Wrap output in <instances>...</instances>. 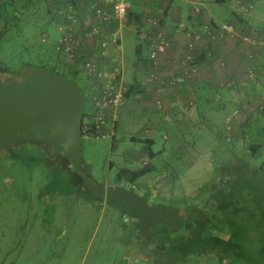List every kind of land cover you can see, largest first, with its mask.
<instances>
[{"label": "rangeland", "instance_id": "1", "mask_svg": "<svg viewBox=\"0 0 264 264\" xmlns=\"http://www.w3.org/2000/svg\"><path fill=\"white\" fill-rule=\"evenodd\" d=\"M0 2L2 3L0 10L4 9L0 11V34L5 26L8 31H13L6 34L3 40L7 44L5 42L2 44V51L0 48V59H12L13 65H19L21 62L45 65L54 70L56 68L60 72L62 68L71 67L70 65L74 63L77 72L79 68L82 69L85 60L92 58L81 55L75 50L74 60H69L64 55L63 57L56 54L52 44L58 28H76L77 23H80L79 20L83 22V18L89 23L92 11L88 8L87 17L82 10L78 11L77 5L80 0H5V2L0 0ZM87 5H89L88 2L85 4L86 8ZM222 11L224 12L222 20L226 22L230 19V10L223 8ZM220 16L223 17L222 12ZM96 23L94 29L101 32L105 26L97 21ZM25 26L28 28H24ZM80 31L84 38L91 37L85 36L86 30L83 28ZM43 35H49L46 37L47 44L41 42ZM12 38L14 40L10 41ZM259 47L264 49V43ZM22 48L25 50V57H17L18 53L21 54ZM121 50L124 60L123 69L125 66V74L128 73L125 75L126 79L131 70V60L135 57V47L125 35L122 36ZM149 52V49H144L143 57L148 58ZM248 54H252L254 59L257 55L261 60L257 62V65L253 61L248 63ZM248 54L242 69L245 76L243 81L246 84L249 81L248 68H253L256 75L264 72V53L252 50ZM52 62L57 64L53 66ZM223 66L225 67L224 62ZM223 66L221 65V68ZM64 78L71 81L66 76ZM0 80L3 81L1 75ZM223 80L226 79L223 78ZM76 85L80 87L78 81ZM241 91H245V87L240 91L227 90L224 97L229 96L231 101L228 103H235V106L233 105L235 108L251 105L250 111L259 115L258 106L264 102H249L245 99V92ZM125 92L123 91L124 95H126ZM133 94L128 99L124 98L122 109L110 122L105 139L83 138L82 141L81 158L86 164L85 169L90 179H86L88 182L80 180L85 188L82 191L94 193L97 190V193L104 197L102 203L91 202L80 196L74 181H70L72 178L65 173L67 169L65 167L71 169L68 160L61 158L53 146L27 142L14 143L0 150V264H264V246H256L253 241L244 242L242 246L236 235L237 231L234 232L235 236H231L230 245L228 243L220 245L229 239V235L226 229L227 223L222 221L224 218L220 210L218 213V209L209 212L207 217L210 220V228H207L208 235L211 231L218 233L216 238L219 245L214 251H210L207 245V251L202 249L200 253H197V249H194L192 254L183 252L180 255L173 253L172 250L169 252L167 248L163 250H167L166 252H159L153 245L142 247L135 240L131 230L125 227L120 218L119 211L116 210L124 209L129 200L133 202L144 199L152 204L176 206L185 211L197 207L201 212L208 207L209 184L215 180L211 162L213 147L210 144L213 146L217 144L213 141L216 131L211 128L216 123L224 124L232 114L237 113V110L231 108L232 104L225 106L224 110L219 109L220 112L217 111L221 114L219 120H214L213 124L211 122L208 128L199 117V111L194 105L186 112L179 109L181 113L179 120L174 127H170L168 132L177 134L172 135L175 139H181L182 136L188 135L187 133L195 138H192L190 144L179 139V142L171 144L172 148L169 151L164 150L165 152L162 153V149H158L159 153L155 154L158 157L153 158L147 151V147L143 146L144 142L149 141L144 138L152 135V131H149L150 122L152 126L157 123L158 118L161 124L166 122L164 108L162 105L157 108L159 104L155 103L153 106L154 102H148V109L142 110V100L139 98L131 100ZM130 100L132 102L129 105ZM155 100L159 101L158 98ZM84 103L87 109V100ZM207 111L210 110L207 109ZM232 126L236 135H239L236 144L237 152L239 154L242 152L244 144L254 145L257 156L249 157L246 164L249 163L250 168L257 166L261 169L262 167L251 175V177L257 175L256 179H258L255 181V188L258 190L249 197L254 199V201L251 200L253 206L251 211H253L256 202L260 203L264 200V142L252 144V141H248L246 143L249 133L258 135L260 130L256 131L252 123L245 120V115L240 110L238 120ZM155 141L156 148L161 143L159 134L156 135ZM40 149L47 154L51 165L25 167L14 157L27 160L32 158L41 165L46 159ZM230 159L233 160V155H230ZM234 163L238 164L237 160ZM238 165L234 167L236 170L230 172V175H238L237 171L241 167ZM246 173L243 175L247 179L252 172L246 170ZM224 175L230 178L229 174L222 176ZM117 184L122 188L115 192L122 194L123 198L117 196L114 201L113 196L109 197V192H114L113 187ZM258 192L262 194L256 195ZM132 193L135 195L131 196ZM237 193L240 192L237 191ZM239 248H241V254L246 255L245 258H234L233 253Z\"/></svg>", "mask_w": 264, "mask_h": 264}, {"label": "crops", "instance_id": "2", "mask_svg": "<svg viewBox=\"0 0 264 264\" xmlns=\"http://www.w3.org/2000/svg\"><path fill=\"white\" fill-rule=\"evenodd\" d=\"M87 2L89 5L86 8L85 4ZM1 6L2 3L0 2ZM250 6L252 10L248 12L247 7ZM88 8L91 11L93 9L90 0H80V3L77 5V10H82L86 17L89 14ZM223 8L224 10H230V19L226 22L222 20L224 19ZM0 11H4V9ZM221 12L223 17L220 16ZM128 18L123 21L122 25L118 23L104 25V29L97 36L84 38L80 30L83 28L88 32L94 29L97 24L92 14L89 23L84 18L83 22L79 20L80 23H77V29L72 27L65 29L58 28L52 44L56 54L64 55L71 60L65 53L56 50V45L58 39L61 38L62 32L70 29L74 33L77 41L73 50L74 57L72 61L76 56L75 50L81 53V55L92 57L89 60H85L83 65L87 61H93L97 64L111 63V57L109 56L112 55L110 54L119 55V63L122 69L120 83L122 90L124 92L127 90L125 92L127 93L130 87L133 86L134 89L131 90L130 97L134 93V98L132 97L131 100L141 99L142 110H147L150 102H154L153 106L156 103L159 104L158 107L162 105L164 108L163 112L165 117H163L166 120L165 124H160L158 121L160 118L157 117V123L152 126L150 122L149 125L151 127L149 131H152V135L149 138H144V140L148 139L152 143L151 148L147 147V151L152 154L153 158H157L158 155L155 154L159 153V146L154 147L156 135L161 134L160 136L164 138L169 134L168 130H170V127L175 126L170 124L174 117V112L177 113L179 109L186 111L185 108L188 109L192 101L195 102H193L194 107L199 111V107L205 102V94L216 90L218 93L221 90L217 87H221L226 81L234 79L242 83L243 86L240 87H245V91L241 92H245V99L249 102H264V72H261L259 75L255 74L257 78L254 81L249 80L247 77L249 80L248 84L243 81L245 80V76L242 73L248 53L252 50L257 53H264V49L259 47L264 43V0H132ZM21 21L24 23L23 20ZM224 23H233L236 27V34L225 36L222 42L212 43L210 40V32H213V28L216 29ZM24 28L27 29L28 27L25 26ZM114 30H117L118 33V45L116 47H110L108 50L104 49L101 46V41ZM189 31L200 32V38L198 40H189L186 36V33ZM10 32L12 33L13 31H8L7 26H5L3 32L0 34V47L5 42L3 40L6 34L8 35ZM123 35L135 47V57L131 60V70L126 79L125 75L128 73L125 74V66L123 69L124 60L121 50ZM159 35L165 37L169 41L170 46L164 53H156L155 58L151 59L150 56L155 51L154 46ZM242 35H248L251 42L244 41L241 38ZM48 36L43 35L42 37ZM13 40L12 38L10 41ZM5 43L7 44V42ZM43 44L47 43L45 42ZM189 44H191V49L188 48ZM144 49L150 50L148 58L143 57ZM208 52L212 53L207 54ZM208 55L212 57L209 60L207 59ZM21 56L25 57V50L23 48L21 54L18 53V57ZM0 60L4 61L2 59ZM259 60H261L260 57L256 55L254 64L257 65ZM223 62L225 67L223 66ZM248 63L253 62L248 61ZM54 64H57V62H52L53 66ZM221 65L223 66L222 68ZM70 66L62 68L61 72L56 68L55 71L66 76L75 85L76 81L80 83V91L83 95H88L86 96L88 107L84 110L86 112L89 109L90 97L92 94L94 95L95 90L98 88V82L95 77L89 76L86 73L83 66L77 72L75 71L77 68L74 63ZM191 67H195L197 71L196 75L191 74L176 87L169 85V81L174 78L175 74L183 75L185 71L191 70ZM223 78L226 80H223ZM235 91H240V89ZM224 94L222 96L224 104L221 106V109L232 104L228 103L231 101L228 98L229 96L224 97ZM217 96L219 95L217 94ZM155 98H158L159 101H156ZM131 100L128 104L132 102ZM234 104L231 105V108H235ZM246 107V105H243V107L238 108L245 115V120L248 123H252L256 131L259 128L262 129V136H264V128L260 127L264 123V117L251 112V105L247 107L248 109ZM238 108H235L237 110L235 121L238 120ZM212 117L214 118L213 122L220 118L218 114L212 115ZM232 124H235V122L233 121ZM164 129L166 130V134L162 136L161 131ZM144 131L145 129H143V133H145ZM134 172L137 173L135 170ZM135 258L138 260L137 257Z\"/></svg>", "mask_w": 264, "mask_h": 264}, {"label": "trees", "instance_id": "3", "mask_svg": "<svg viewBox=\"0 0 264 264\" xmlns=\"http://www.w3.org/2000/svg\"><path fill=\"white\" fill-rule=\"evenodd\" d=\"M247 10L251 11L252 7L251 9L248 7ZM205 30L209 31L208 29ZM214 31L215 29L213 28V32ZM225 36H229V35H225ZM224 38L221 39L218 38L212 40L210 36V40L212 43L222 42ZM190 45L191 44L188 45V48H190ZM211 53L212 52H208L207 54H211ZM210 56L211 55L207 56L208 60L212 58ZM247 59H248V55H247ZM12 61H13L12 59L4 60V61L0 60V75L3 78L2 82L4 84H10V83L19 84L29 75V73L32 70L38 67H42L46 69L48 68L52 71H55L53 68L46 67L45 65H33L23 62H21V64L19 65H13ZM253 62L255 63V60H253ZM196 72L197 71L195 67L194 68L191 67V70L184 72L185 77L188 78L191 74L196 75ZM181 76L182 75H178L177 73L174 75V78ZM231 81H236V80L231 79L223 83L221 87H217L218 89L221 90L218 91V93L217 90L212 91L211 93H206L204 97L205 102L203 103V105L200 104L201 106L199 107V117L202 119L203 123H205V125L208 128H210L211 122L213 124L214 118L209 117L207 114L214 116L215 113L218 114L217 111L219 109L221 110V106H223L224 104L222 99L223 93H225L227 90L230 91L234 90L233 88L228 86V83ZM68 82L73 83L72 81H68ZM236 82L242 84L238 81ZM173 86L176 87L177 84ZM241 88L244 87H239L238 89ZM132 89H134L133 86H131L130 90L126 93L125 99L129 98ZM217 94L219 96H217ZM85 100H87V98L86 95L84 94V101ZM193 102L194 101H192L191 104L189 105L190 107L194 105L195 102L194 103ZM157 108L160 107L157 106ZM207 109L210 110L208 111V113H207ZM224 109L225 107L224 108L222 107V110ZM185 110L187 111L188 109L185 108ZM183 111L184 110H182V112ZM258 112L259 115L264 117V104L258 106ZM86 113H84V118H86ZM180 115L181 113H179V111L177 113L174 112V117L172 118L170 124L171 125L176 124L179 120L178 118ZM236 115L237 113L232 114L227 122H225L224 124L222 122H220L219 124L216 123L212 125L213 127L211 128V130L216 131L215 140L213 141L217 142V144L214 146L210 144L213 147V155L211 157V162L213 165L212 172L215 180L209 184V188H210V191L208 192L209 204L207 205L208 206L207 208L206 206L204 207L206 209H202L203 211L200 212L199 208L194 207V208H189L185 211L176 206H170V205L158 204V203L152 204L144 199L135 200L133 202L129 200L127 206L125 207L127 209L125 208L116 209L119 211L120 218L124 222L125 227L131 230L132 236L135 238L137 242H139L142 245V247L153 245L157 248L159 252H166L167 250L166 251L163 250L167 248L169 249L168 250L169 252L170 250H172L173 253H177L180 255L183 252L192 254L194 253V249H197L198 251L197 253H200L202 249H204V251H207V245L210 247V251H214L215 247L219 245L218 240L216 238L217 237L216 235L218 233L215 231H211L210 233L211 235L210 234L208 235L207 228H210V220L207 219V217H209L208 216L209 212L217 211V209H218V213L219 210L222 212L221 216H223L224 218L222 219V221L224 220V222L227 223L226 229H227V234L229 235V239L224 241L225 244L223 243L220 245H226L227 243L228 245H230L232 239L231 236H235L234 232L237 231L236 235L239 238L242 246H244V242L247 243L249 241L255 242L254 244L256 246L258 245L264 246V200L262 201L261 198L260 203L256 202V206H254V210L251 211V208L253 207L251 200L254 201V199L252 197L249 199V197L251 195H254V192L258 190V188H255V181L258 180L256 179L257 175L254 177H251V175L256 173V170L260 168H258L257 166H253L252 168H250L248 167L249 163L246 164V161L248 160L249 157L257 156V154H255V147H253L254 145L253 146L249 145L248 141L249 142L252 141V144H255L256 142H264L263 139L264 136H262V133L260 134V132L262 131V129L260 128H259L260 131L259 130L257 131H259L258 135H260L261 137L256 135L255 133L252 132L249 133V136L251 138L249 136L246 138V143L248 144L243 145L241 150L242 152L239 154L236 148L237 147L236 144L238 141L237 139L239 135H236V131L233 130V126H232L233 125L232 122L233 121L235 122L234 119ZM110 122L111 121H109L108 124ZM260 127H262V125ZM165 131L166 130L164 129L163 131H161V133L166 134ZM172 135L175 136L177 134H175L174 132H172L171 134L170 132L164 138L160 136L162 140L159 145V149H162V153L165 151H169V149L172 148L171 147L172 143L179 142L180 140H182L185 141L187 144H190L189 142H191L192 138H195L193 135L188 134L182 136L181 139L180 138L175 139V137L173 138ZM170 136H172V138ZM83 138H84V134H83ZM90 139H94V137H91ZM143 145L148 148H151L152 143L146 141L144 142ZM260 145L261 143L259 144V146ZM20 146H25V145H20ZM259 146L257 148H259ZM40 152L42 153V155H44L46 159L45 163L41 165L37 164L35 160H32V158L27 160L16 156L14 157L25 167L35 168L39 166H46V165L48 166V164L50 163L48 161L47 154L42 149H40ZM230 155H233V160L230 159ZM235 160H237V163L241 166L237 171L238 175L247 174L246 170H249L252 172L251 174H249L250 179L249 178L246 179L244 175L242 177H239L238 175L234 176V174L230 175V172L236 170L234 167L238 165L234 163ZM68 164L69 167H71V169L65 167L67 168L65 169V173L72 178L70 179V181L71 180L74 181V185H76V189H79L80 196L85 197L88 201L91 202L102 203L103 202L102 199L104 197H102L101 194L97 193L98 192L97 190H95L94 193H88L86 190L85 192L82 191V189L85 188L83 182H80V180L81 181L85 180L87 182L88 180H90L89 175L87 174V171L85 169L86 164L83 158H81L80 161V168H81L80 172L75 169V167L72 165L70 161H68ZM226 173L230 175L229 179L226 178L225 175L222 176L223 174ZM113 188H114V192H109L110 195L109 197L111 198V196H113L112 198L114 199V201L117 196L123 198L122 194H118L117 192H115L116 190H120L122 187L118 186L117 184ZM237 191H239L240 193H237ZM261 194L262 193L260 192L256 193V195H261ZM133 195L135 194L132 193L131 196ZM191 201L192 200H190V202ZM234 201L235 204H233ZM235 218L238 220H234ZM171 235H173L174 237H170ZM240 250L241 248H239V250L236 249V251L233 253L234 258L237 259L245 258L246 255L241 254L242 251Z\"/></svg>", "mask_w": 264, "mask_h": 264}, {"label": "water", "instance_id": "4", "mask_svg": "<svg viewBox=\"0 0 264 264\" xmlns=\"http://www.w3.org/2000/svg\"><path fill=\"white\" fill-rule=\"evenodd\" d=\"M84 95L50 69L38 67L19 84L0 80V150L37 142L81 171Z\"/></svg>", "mask_w": 264, "mask_h": 264}, {"label": "built area", "instance_id": "5", "mask_svg": "<svg viewBox=\"0 0 264 264\" xmlns=\"http://www.w3.org/2000/svg\"><path fill=\"white\" fill-rule=\"evenodd\" d=\"M132 0H90L91 6H93L92 14L95 20L99 24L109 25L111 23L123 24V21L127 20L129 15V9ZM251 9V7H249ZM155 24V23H154ZM99 31L92 29L86 32L87 36H97ZM236 34V28L232 23H224L218 26L214 32H210L211 39H221L225 35ZM189 40H198L200 38V32L189 31L186 33ZM244 41L251 42L250 37L242 36ZM42 43L46 42V37H42ZM118 33L117 30L110 32L102 41L101 46L104 49L110 47H116L118 45ZM76 38L70 29L62 32L61 38L58 39L56 50L65 53L71 60L74 57V47L76 46ZM170 46L169 41L159 35L157 37L155 51L151 54L150 58L154 59L156 53H164ZM111 63L97 64L93 61H87L83 67L89 76L95 77L98 82V88L92 94L89 100V109L86 113V118L83 116V128L82 133L84 138H97L105 139L108 132V122L116 118L117 113L122 109L124 104L125 95L120 86L121 83V65L119 63V55L110 54ZM249 61H253L254 56L248 54ZM247 77L249 80L254 81L256 79L253 68L247 69ZM185 73L181 77L172 78L169 85H176L185 80ZM228 86L237 90L243 84H239L236 81H231ZM261 110V108H260ZM110 118V119H109ZM109 119V121H108Z\"/></svg>", "mask_w": 264, "mask_h": 264}]
</instances>
